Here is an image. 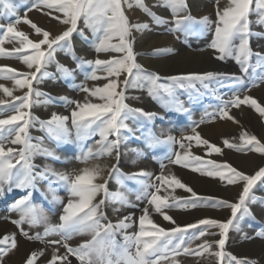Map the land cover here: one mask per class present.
<instances>
[{"label": "snow or ice", "instance_id": "6c2138e0", "mask_svg": "<svg viewBox=\"0 0 264 264\" xmlns=\"http://www.w3.org/2000/svg\"><path fill=\"white\" fill-rule=\"evenodd\" d=\"M18 3H26L25 15L18 14ZM139 7L157 25L170 24L171 32L182 33L187 42L189 35L197 34L193 25H199V34L211 33L206 47L212 50L213 59L225 61L234 59L239 66V73H224L218 71L188 72L161 77L159 73L146 69L138 62L140 53L135 49L137 33L150 30L148 23L132 22L126 15V9ZM215 20L208 15L194 17L191 15L187 0H156L152 7L170 9L171 19L158 16L148 7L144 0H0V15L14 17V21L0 24V58H15L26 66L21 71L7 65H0V79L10 80L13 87L0 84V92L8 99L0 98V110L7 109L11 114L0 118V194L5 185L7 190H19L23 193L9 205L10 212H16L18 219H10L17 227L19 235L28 241L40 242L47 246L60 245L66 249V254L59 255V248L53 247L52 255L44 264H71L69 256H74L79 264H183L181 255L214 257L215 264H260L253 258H238L226 251V241L229 232L235 227L240 217L249 213L248 204L253 199V189L258 183H264V166H260L252 174L234 167L231 163L218 162L215 159L205 160L200 155L193 154L189 149L192 142L202 146L206 155L212 153L223 155L224 148L240 153H258L264 157V142L247 131L241 132L239 143L235 139H224L223 147L209 142L201 137L197 131L204 118L193 122L191 134H182L179 140L174 136L160 138L149 134L145 136L148 147L155 145L178 144L182 151L174 152V159L169 162L183 167H192V171L201 175L218 178L228 185H239L240 192L235 201L220 199L213 196H201L192 187L183 183L173 174H165L166 165L161 164V172L155 176V181L149 183L152 173L145 170L121 174L127 179L136 181L142 186L138 200H146L142 214L138 217V230L125 233L124 244L118 246L114 235L130 227L131 216H124L118 222L112 223L107 219L104 211L109 198H115L109 192L108 179L118 173L117 165L108 169V179L104 172L107 165L94 164L84 167L78 173L57 172L44 166L37 170L33 158L37 154L51 156L52 153L39 144L32 143L30 129L38 123L50 138L57 141L66 140L75 130L77 140L84 141L98 135L96 143L101 147L95 153L91 148L81 149L80 162L86 163L92 157L112 156L116 152L119 159V145L125 132H131L126 121L129 118L144 117L148 121L157 118V113L146 112L141 108H133L126 103L127 90L139 88L143 81L149 82V95L160 98L166 94L168 101L175 105L178 111L186 112L177 99L178 89H195L197 84L207 88L209 83H223L227 81L234 89L230 99L221 101L218 110L206 113L211 119L235 120L230 115L231 108L247 105L264 118V106L251 95L244 94L251 87L264 82V76L250 74V63L255 57L256 65L264 67V52L253 51L250 46L251 16L255 12L257 23L264 26V0H227L221 6V0H214ZM43 11L59 22L62 30L53 34L49 30L37 25L28 18L27 12ZM83 21L84 27L80 26ZM28 25L39 39H32L28 32L21 30L18 25ZM84 28H88L94 39L95 59H85L77 56L73 46V36L79 35L88 40ZM179 39V36H177ZM5 44L11 47H5ZM66 51L76 62V67H87L86 80H105L102 86L87 87L80 85V91L85 93L83 101L72 100L61 96L59 99L74 107L70 115L53 113L47 120H41L32 114L31 109L38 103L41 96L47 94L38 91L35 84H39L47 75L49 65L56 63L58 71L66 76H72L73 70L56 61V53ZM101 53H113L108 58H100ZM175 49L171 47L154 49L151 55H173ZM123 77V78H121ZM246 79L249 83H245ZM161 80L168 83H160ZM20 91L21 95L15 92ZM98 98L99 102H93ZM187 142V143H186ZM192 162V163H190ZM193 164L195 166H193ZM53 179L58 187L62 186L68 194L67 202L63 200L59 223L51 224L49 218L33 203L34 192L38 181H47L49 188L53 186ZM102 181V182H101ZM176 188L183 189L190 195L178 197L169 193ZM165 193L161 195V192ZM99 197V199H98ZM200 207L227 208L230 216L220 220L216 218H201L194 223L184 226L177 224L173 216L169 215L172 208L184 210ZM158 214L164 221L173 225L162 227L155 222L153 215ZM44 225L43 232L30 233L25 229ZM195 230V231H189ZM58 235L60 239L48 240L47 237ZM89 235L91 238L76 246H70L69 241L74 236ZM257 235H264L258 233ZM17 233L5 234L0 237V264H6L5 258L18 248ZM209 237H217L209 239ZM251 239V237H248ZM195 241H200L193 247ZM134 249V252L131 251ZM45 254L44 249L32 251L25 258L24 264H37Z\"/></svg>", "mask_w": 264, "mask_h": 264}, {"label": "rangeland", "instance_id": "374dc122", "mask_svg": "<svg viewBox=\"0 0 264 264\" xmlns=\"http://www.w3.org/2000/svg\"><path fill=\"white\" fill-rule=\"evenodd\" d=\"M145 4L152 8V11L155 12L158 16H164L167 19H171V11L170 9H166L164 7H152L156 0H144ZM163 2V0H161ZM214 0L212 3L210 2L208 9H202L198 13L196 8H194L191 4H189L187 0V4L189 6V10L192 16L194 17H202L203 15H208L212 20H215V9H214ZM259 3V0H256ZM227 3V0H221V6ZM26 3H18V14L23 17L25 15L27 9ZM192 7V8H191ZM195 10V11H193ZM3 12V9L0 8V13ZM254 12L251 16V30L252 36L250 38V46L253 51L264 52V26H261L257 23V15L255 16V20L253 19ZM28 18L33 22L37 23L38 26L43 27L45 30L51 31L55 34L56 29L61 27L58 21L53 20L50 16H46L43 14V11L32 10L27 12ZM126 15L129 17L130 21L134 22H144L148 23L150 26V33H152L155 37H165L164 40H153V44L151 47L153 49L143 50L135 44V49L141 54V52L147 56H150L151 59L156 60H164L163 68H159L160 64H157L155 67H146L147 65H143L146 69L157 72L161 77L168 75H176L180 73H188V72H205V71H218L224 73H239V66L236 64L234 59H227L225 61H220L213 59L212 50L206 47L207 43L211 38L210 32H205L204 34H199L198 29L199 25H193V29L197 34L189 35L187 37V42H185V37L182 33H174L169 31L172 27L170 24H162L157 25L154 20L147 16L139 7L133 6L132 9H126ZM14 17L8 15H0V24H7L11 21H14ZM80 26L84 27L83 21L80 22ZM18 27L29 33L30 38L39 39L38 37L28 25L21 23ZM85 35L88 37V40L82 39L79 35L73 36V46H77L78 43L85 46L89 52H93V58H96V53L94 52V45L92 44V40L94 39L92 32L88 28H84ZM179 36V39H177ZM77 38V39H76ZM77 41V42H74ZM77 43V44H76ZM76 44V45H75ZM88 46V47H87ZM5 47H11V45L5 44ZM171 47L175 49V54L173 55H159L154 56L151 55L154 49L157 48H166ZM152 50V51H151ZM63 52L62 59L58 58L56 53V61L59 64L66 65L68 68L72 66L74 69L80 72L82 76L78 79H74L73 76H66L61 71H58L57 64L53 63L49 65L47 69L48 75L39 83L35 84V88L38 91H41L47 95L41 96L38 99V103L34 104L31 109V112L34 116L39 117L41 120H47L53 113L59 114L56 110L54 111V106L57 109H61L59 115H70L71 109L74 107L72 104H67L65 101L59 99L61 96L68 97L72 100L83 101L85 97V93L80 91V85H85L89 88L94 86H102L106 81L101 79L98 81L86 80L85 76L88 74L89 69L87 67L78 69L76 67V62L73 61L69 54H66V51ZM194 53L199 54L198 60H196L192 64H187L185 66H181L179 64L173 63L174 57L180 53ZM181 54V53H180ZM80 56L79 54H76ZM110 55H117L113 53H101L100 58H108ZM81 57H83L81 55ZM95 57V58H94ZM139 60V59H138ZM71 61V62H69ZM140 61V60H139ZM138 61V62H139ZM170 61V62H169ZM69 64H66L68 63ZM141 63V62H139ZM250 63L254 66L253 69L250 68V74H253L257 77L264 76V67H260L256 65V59L253 57ZM71 64V65H70ZM0 65H7L13 68H16L21 71H26V66H24L21 61L15 58H0ZM158 67V68H157ZM196 67V69H195ZM155 68V69H154ZM194 69V70H193ZM123 78V77H121ZM60 82H64L63 93H54L57 90L58 84ZM160 83H168L167 81L161 80ZM245 83H249L246 79ZM264 83V82H261ZM258 83V84H261ZM0 84H4L5 86L12 88L13 82L10 80H2L0 79ZM213 85L214 91H211L210 85ZM151 85L147 81H143L139 88H130L127 90L126 103H128L133 108H141L144 111L155 112L156 108H160L164 111L165 114L161 115L157 113V118L152 120V122L146 120L144 117L137 118H129L128 121L133 123L136 127V130L139 132L140 137H133L131 132H125L123 135V140H127L128 143L132 144H140L142 145L147 153H144L143 156L145 159L151 158L152 162L155 164L156 171H154V176L148 181L149 183L155 181V176L159 175L161 172V164L166 165L164 169L165 174H173L169 170V168H177L180 170H184L189 173L190 179L184 178L182 175H175L177 178L181 179L183 183H186L188 186L192 187L194 191H196L201 196H213L220 199H227L229 201H235L240 192V186L238 185H228L226 181H221L218 178H211L204 175H201L199 172L192 171V167H183L181 165L171 164L169 162V157L174 159L173 153L182 151L178 144L175 145H155L154 147H148L145 143V136H147L148 132L146 130L152 129L151 127L164 124L168 121L172 123V126L180 132L191 131V126L193 122H199L202 118H204V123L200 124L206 126V124L214 123L219 120V118L211 119L206 117V113H212L218 110V106L221 104V101L228 100L232 97L234 89L229 86L227 81L223 83L211 82L209 83L207 88L202 87L197 84L195 89H178L176 92L177 99L180 102V97L183 98L187 102L188 108L185 112H179L175 105L171 104L168 101L166 94H161L160 98L153 97L149 95V88ZM256 87V86H255ZM59 88V87H58ZM252 88V87H251ZM254 88V87H253ZM16 95H21L20 91L15 92ZM65 94V95H64ZM72 96V97H71ZM0 98L8 99L4 97L3 93L0 92ZM93 102H99L98 98H92ZM181 103V102H180ZM55 104V105H54ZM57 105V106H56ZM52 106V107H50ZM249 107V106H248ZM38 108V109H37ZM63 108V109H62ZM53 109V110H52ZM47 111L45 113H36L37 111ZM50 110V111H49ZM52 110V111H51ZM64 110V112H63ZM251 110L257 113L254 109ZM63 112V114H62ZM182 113V114H181ZM11 114L7 109L0 110V118H4L7 115ZM197 115V116H196ZM196 116V117H195ZM200 117V118H199ZM74 133L75 130L73 129ZM42 133V134H41ZM75 134V133H74ZM146 134V135H145ZM183 133H180L182 135ZM30 135L33 137L32 143L39 144L41 148L48 149L49 152L52 153L51 156H45L43 154H37L33 158V163L37 166V170L42 169L44 166H48L54 169L57 172L64 173H73L79 172V168L84 162H80L77 160L78 156H81V149L84 148L86 151L89 146H91V141H97L99 138L98 135L93 136L90 139L84 140L80 142V144L72 145L69 141H57L55 138H50L45 130L40 128V125L37 123L35 127L30 129ZM153 135V134H152ZM154 136H156L154 134ZM158 137V136H157ZM167 136H161L160 138H164ZM179 140L180 136H174ZM202 137V136H201ZM203 138V137H202ZM54 143L55 145H53ZM58 143V144H57ZM187 143V142H186ZM211 143V142H210ZM213 144V143H212ZM92 145H95L94 143ZM217 145V143L215 144ZM223 147V145H217ZM101 147V146H99ZM99 147L97 150H99ZM193 154L202 156L205 160L207 159H215L218 162H229L234 167H237L240 170L245 171L248 174H252L255 170H258L260 166H264V157H262L258 153H252L256 157H260L259 161H261L258 166L252 172H248L239 166H236L235 162L231 161V158L228 156L218 155L212 153L211 155H206L205 151L202 150V146H196L195 141L192 142V147L189 149ZM233 152H236L233 149ZM62 154V156H61ZM243 154V153H242ZM116 162L113 165H117L119 172L114 173L111 179H108V168L104 172V176L108 179V189L109 192L115 198H109L106 207L104 209L107 219L112 223L118 222L124 216H131L130 227L124 229L123 231H117L114 235V239L118 246L124 244L123 236L125 233L131 234L138 230L137 223H132V221L138 222V217L142 214L141 209L145 207L146 200L141 199L138 200L137 196L142 193L141 184L136 181L129 180L125 175L136 172L134 169L133 162L127 161L128 166L125 168L124 166L119 165V159H115ZM138 160V159H137ZM38 161V162H37ZM89 161V160H88ZM87 161V162H88ZM192 163V162H190ZM193 166H195L193 164ZM111 169V168H110ZM138 172V171H137ZM151 173V172H150ZM174 175V174H173ZM153 178V179H152ZM102 182V181H101ZM129 182L134 183V185H130ZM113 185V187H112ZM232 186H237L236 189H231ZM8 186L5 185V190L3 194H0V199L4 201L2 203V208L0 207V211L5 212V214L0 216V220L7 224V232L5 234L17 233L16 239L18 242V248L13 250V252L9 253V255L5 258L6 264H24L25 258L32 251H37L40 249H44L45 254L37 264H44L47 260L50 259L53 251V247L59 248V253L61 255L66 254V249L60 245L56 246H45L40 242H32L28 241L23 236L19 235V230L15 225L10 222V219H18L19 216L16 212L9 211V205L13 203L15 199L19 197V195H23V193L19 190H13L9 192L7 190ZM37 188L39 191L34 192L33 194V203L34 205L42 211L44 215L49 218V222L51 224L59 223V215L62 211V204L59 202L63 200L65 203L67 202L68 194L64 190L62 186L58 187L56 185L55 180L53 179V186L49 188L47 181H38ZM179 191H173L172 189H168L169 193L175 196L187 197L190 194L185 192L183 189L176 188ZM182 191V192H181ZM165 194L162 190L161 195ZM253 199L248 204L249 213L240 217L236 222L235 227L229 232L228 238L226 241V251L231 253L238 258H253L260 261V264H264V235H257L258 233L264 234V183H258L253 189ZM99 199V197H98ZM169 215L173 216L176 220L177 224L184 226L188 223H194L201 218H216L220 220L227 219L230 216V210L227 208H212V207H200L196 209H188L184 210L181 208H172L169 210ZM153 219L155 222L160 224L162 227L170 228L173 225L169 224V222L164 221L161 216L158 214L153 215ZM25 229L30 233L35 232H43L44 225H40L36 228L29 229L27 224L24 225ZM195 231V230H189ZM3 234V235H5ZM1 235V237L3 236ZM248 237H251L249 239ZM89 235H78L74 236L72 240L68 243L70 246H76L84 240L90 239ZM217 237H209V239H216ZM48 240L60 239L58 235H52L47 237ZM200 243V241H195L193 243V247L196 244ZM134 252V249H131ZM182 260L183 264H215V258L210 256L203 257H195V256H184L181 255L179 257ZM69 260L71 264H79V262L75 259L74 256H69ZM59 264V262H58Z\"/></svg>", "mask_w": 264, "mask_h": 264}, {"label": "bare ground", "instance_id": "6f19581e", "mask_svg": "<svg viewBox=\"0 0 264 264\" xmlns=\"http://www.w3.org/2000/svg\"><path fill=\"white\" fill-rule=\"evenodd\" d=\"M212 1L213 0H188L189 4H191L194 8H196V9L200 8V10L198 9L196 13H198L199 11L201 12L202 11L201 8L202 9H208L210 2L212 3ZM193 11H195V10H193ZM201 13H204V12H201ZM255 16H256V14L253 15V19L255 18ZM61 30H62V26L59 27L58 29H56L55 34H59V32ZM136 36H137L136 44L138 46L140 45L139 48L143 49L144 51L153 49V47H151L153 44V40H155V39L164 40L165 39V37L158 38V37L153 36L152 33H150V30H148L142 34L137 33ZM165 40H164V42H165ZM74 42H77V41H74ZM74 48H75V53L79 54V55L81 54L83 56V58H85V59H90V58H93V56H94L93 52H89L85 46L81 45V43H78V45L74 46ZM180 53H178L174 57L173 63L179 64L181 66H185L187 64L194 63L196 60H198L197 56H200L199 54L197 55L194 53L193 54L192 53H184V52H180ZM57 55H58L59 59L64 58L63 52H61V51H58ZM153 58L151 59L150 56H147L141 52V54L138 56V59L140 61L139 60L138 61L141 62V64H143V65H147L146 67H150V68L155 67L157 64H160V66H158L159 68L164 67V64H163L164 60L163 61L162 60H156ZM69 62H71V61H69ZM69 62L66 64H69ZM69 69L73 70L72 76L74 77V79H78L82 76V74L80 75V72L78 70L74 69L72 66H70ZM195 69H196V67H195ZM58 85H59L58 86L59 88L57 87V90L54 93H63L64 82L63 83L60 82ZM209 87H210L211 91L215 92V89L213 88L212 84ZM244 94L251 95L253 98H256L258 100V102L261 103L262 106H264V83L258 84L254 88L253 87L250 88V90L247 91L246 93L245 92L241 93V95H244ZM180 99H181L180 102L183 104V107L185 109L188 108L187 102L185 100H183L182 97H180ZM50 107H52V106H50ZM55 110L57 112H59V114H61L60 113L61 109H58V108L56 109L54 106V111ZM155 111L161 115L165 114L164 111L160 108H156ZM41 112L47 114V111H43V110L37 111L36 113H41ZM63 112H64V110H63ZM63 112H62V114H63ZM179 112H181V111H179ZM185 114H186V112H185ZM230 115L233 116L235 118V120L219 119V120L215 121L214 123L206 124V126H204V127H203V125H200L197 128V131L201 134V136L204 139L209 140V142H211L213 144L217 143V145H221V146L223 145V140L226 138L227 139H235L236 142L239 143V136H240L241 132H243V131H247L253 135H256L258 139H260L262 142H264V118H261L258 113L253 112L251 110V108L248 107L247 105H242L238 109L237 108H231ZM150 122H152V121H150ZM126 123L128 124L129 128L131 129V134L133 135V137L139 138L140 135H139V132L136 130L135 125L128 120L126 121ZM151 128H152L151 130L148 129V130H146V132L153 134V135L155 134L158 137L169 136V135L181 137L180 133L191 134V131L179 133L177 131V129L172 126V123L170 121H168L164 124H160V125L151 127ZM74 133L71 132V134L66 139V141H69L72 145L80 144V142H82V141L77 140L76 135ZM98 140H99V138L97 139V141ZM90 143H91V146H89V148H91L94 153L96 151H98L97 150L98 147L101 146L100 144L96 143V141L94 142V140L91 141ZM93 143L95 145H92ZM52 144L55 145L54 143H52ZM99 149H100V147H99ZM118 151H119V165L124 166L126 168L129 165L127 161H130V162L134 161V164L132 166H134V169L136 170V172L140 171V170H145L149 173L151 172L152 176L155 175L154 171H156V168H155V164L152 162L151 158L145 159L144 157H142L144 153H147L146 149L142 145H140V144L135 145L132 143H128L127 140L124 141L122 139L121 143L119 145ZM139 155H142V156L139 157ZM61 156H62V154H61ZM224 156L230 157L231 161L235 162L236 166H239L240 168H243L244 170H246L248 172H252L255 169V167L258 166V164L261 162V161H259L260 157L258 158L252 153H247V154L235 153V152H233V150H230L227 148H224V150H223V157ZM115 159H116V152L115 151L113 152L112 156H103V157H99V158L92 157L89 159L88 162L82 164L80 166L79 170H81L84 167H91L94 164H100L102 166L107 165L108 169H110L112 167V165L116 162ZM168 171H170L174 175L180 174L184 178H187V179H190L189 177H192L186 171L180 170V168L179 169L169 168ZM129 184L132 186L134 185V183H132V182H129ZM237 186H232L231 189H236ZM112 187H113V185H112ZM169 189H171V188H169ZM174 191H179V190L175 189ZM171 193H173V191H171ZM21 195H19V197ZM3 202L4 201H2L0 199V207L1 208L3 206L2 205ZM3 214H5V212L0 211V216ZM7 227H8L7 224L0 220V237H1V235L5 234L7 232V229H6ZM59 255H61V254H59Z\"/></svg>", "mask_w": 264, "mask_h": 264}]
</instances>
